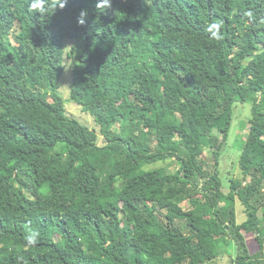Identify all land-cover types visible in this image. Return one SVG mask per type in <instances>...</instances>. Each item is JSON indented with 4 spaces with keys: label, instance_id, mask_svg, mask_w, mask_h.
I'll list each match as a JSON object with an SVG mask.
<instances>
[{
    "label": "trees",
    "instance_id": "1",
    "mask_svg": "<svg viewBox=\"0 0 264 264\" xmlns=\"http://www.w3.org/2000/svg\"><path fill=\"white\" fill-rule=\"evenodd\" d=\"M96 3L45 17L0 0V264H209L228 236L227 264H264V0ZM64 39L81 45L66 54L68 98L96 128L58 91ZM237 103L250 105L249 126L224 186ZM208 150L216 162L199 171ZM166 160L176 169L149 166Z\"/></svg>",
    "mask_w": 264,
    "mask_h": 264
},
{
    "label": "rangeland",
    "instance_id": "2",
    "mask_svg": "<svg viewBox=\"0 0 264 264\" xmlns=\"http://www.w3.org/2000/svg\"><path fill=\"white\" fill-rule=\"evenodd\" d=\"M81 45L78 40L72 39H64L63 40V48H64V56H63V73L59 77L57 83L58 91L65 99V107L66 112L69 115L74 116L79 121L89 125L90 127H95V124L91 118V116L82 110V108L76 105L74 102L69 100V92L70 86L72 83L71 78V64L72 58L67 57V53L72 52L71 56H75L76 52L79 51ZM249 116H250V105L247 103H237L233 107V114H232V122L231 126L228 131V138L227 141L223 143L221 147L220 154L218 156V169L220 171V176L223 179V185L227 186V181L225 179L227 173V177L230 176L233 172H235V168L237 166L238 169V156H239V149L238 144L240 142V138H245L248 126H249ZM118 128V124L114 126ZM98 143H101L99 139ZM198 163L196 168L200 171V167H203L205 164L207 168H211L213 164L216 162L213 158L212 153L208 151H204L203 155L198 157ZM150 167H165L167 170H175L177 164L174 160H166V161H157L155 163H151ZM264 183V181H263ZM226 190V188H225ZM183 207H186L185 203H182ZM261 215V212H258ZM245 214L243 213V207L241 205H236V221L237 223L244 220ZM252 233L246 234L244 239L247 250L249 253H259V245L256 241L254 235H249ZM228 240H231V243H227L224 247L225 252L221 253L219 257H217L213 262L209 264H227L231 256H234V252L236 251V244L237 242L233 241V239L228 236ZM240 243V242H239ZM264 250V246H263Z\"/></svg>",
    "mask_w": 264,
    "mask_h": 264
},
{
    "label": "clouds",
    "instance_id": "3",
    "mask_svg": "<svg viewBox=\"0 0 264 264\" xmlns=\"http://www.w3.org/2000/svg\"><path fill=\"white\" fill-rule=\"evenodd\" d=\"M67 4V0H29L28 7L33 14H39L40 16H49L53 14L57 8L63 9ZM97 9H107L111 7V0H97ZM87 10H81L77 23L83 25L85 18L87 17ZM247 16L251 17L252 13H246ZM222 22H211L207 25L206 31L210 33L211 38L219 41L223 39L221 33ZM40 233L38 230L29 229L27 235L24 237L26 246L34 247L39 243Z\"/></svg>",
    "mask_w": 264,
    "mask_h": 264
}]
</instances>
